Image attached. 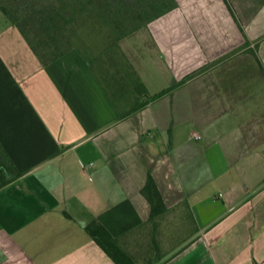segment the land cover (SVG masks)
<instances>
[{
	"label": "crops",
	"instance_id": "1",
	"mask_svg": "<svg viewBox=\"0 0 264 264\" xmlns=\"http://www.w3.org/2000/svg\"><path fill=\"white\" fill-rule=\"evenodd\" d=\"M175 2L106 77L76 49L42 62L1 13L0 148L21 175L0 188V264H116L92 221L136 264H264V0Z\"/></svg>",
	"mask_w": 264,
	"mask_h": 264
},
{
	"label": "trees",
	"instance_id": "2",
	"mask_svg": "<svg viewBox=\"0 0 264 264\" xmlns=\"http://www.w3.org/2000/svg\"><path fill=\"white\" fill-rule=\"evenodd\" d=\"M19 0H0V12L4 17L14 26H16L23 37L26 39L32 50L40 58L42 62H48L53 60L64 53L63 48L59 45V37L64 34V25L60 24V21L66 19L62 6H55V2H64L68 4L66 0H48L47 2H40L37 0L32 6L27 4L23 5L18 3ZM73 0H70V4ZM78 1L83 7L94 5L97 11L100 13L103 20L111 23L117 29L120 36L127 37L142 27L147 26L151 20L157 19L167 12L173 10L176 7L175 0H163L160 4V8L154 7V14L150 16L151 20L144 19L141 12H137L134 16L135 19H142L143 23L137 26L134 30L128 31L125 26L119 25V19L117 17V11L112 16L108 8L109 1L107 0H75ZM156 6V5H154ZM110 15V16H109ZM149 19V18H148ZM24 24H28L29 29L33 30V36H28L29 32H26L23 27ZM199 72V71H198ZM197 72H194L182 80L176 82L171 87L164 89L152 96L145 97V100L139 104L135 109L142 108L151 101H155L168 92L174 90L187 80L195 76ZM108 84L114 91L115 96L121 91V87L115 88L116 82L109 80ZM113 84V85H111ZM118 89V91H115ZM20 173L9 163L3 150L0 148V188L6 186L10 182L20 177ZM142 195L146 198L150 205V220L160 215L166 210L163 198L156 185L154 178L151 174H148L145 185L141 189ZM88 235L99 245V247L116 263V264H136L135 261L118 245L117 240L113 237L98 221H92L85 227Z\"/></svg>",
	"mask_w": 264,
	"mask_h": 264
},
{
	"label": "rangeland",
	"instance_id": "3",
	"mask_svg": "<svg viewBox=\"0 0 264 264\" xmlns=\"http://www.w3.org/2000/svg\"><path fill=\"white\" fill-rule=\"evenodd\" d=\"M37 0H19L18 3L32 6ZM47 2L48 0H39ZM64 2H55V6H62L66 19L61 20L64 25V34L59 37L58 43L63 48L64 53L71 49H76L102 76L115 71L126 70L125 55L121 48V41L125 37L120 36L117 29L111 23L103 20L100 13L94 5L83 7L78 1L70 0ZM108 8L112 16L117 11L119 25L125 26L128 31L134 30L143 23L142 19H135V14L141 12L144 19L151 20L150 16L154 14V7L160 8L163 0H107ZM156 5V6H154ZM1 15V12H0ZM110 16V15H109ZM161 17V16H160ZM149 18V19H148ZM156 20V19H154ZM154 20H151L154 21ZM23 29L32 38L33 28L29 29L28 24H24ZM134 54L145 50L143 42L137 40L131 43ZM144 52V51H143Z\"/></svg>",
	"mask_w": 264,
	"mask_h": 264
}]
</instances>
